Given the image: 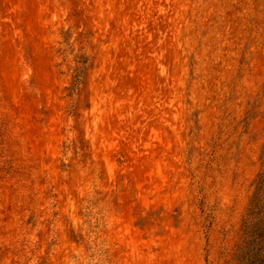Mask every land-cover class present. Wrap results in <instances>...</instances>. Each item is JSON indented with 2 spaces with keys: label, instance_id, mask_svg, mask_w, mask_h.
<instances>
[{
  "label": "rangeland",
  "instance_id": "obj_1",
  "mask_svg": "<svg viewBox=\"0 0 264 264\" xmlns=\"http://www.w3.org/2000/svg\"><path fill=\"white\" fill-rule=\"evenodd\" d=\"M69 28L74 54L94 46L86 164ZM0 130L34 180L0 171V264H235L264 167V0H0Z\"/></svg>",
  "mask_w": 264,
  "mask_h": 264
},
{
  "label": "trees",
  "instance_id": "obj_2",
  "mask_svg": "<svg viewBox=\"0 0 264 264\" xmlns=\"http://www.w3.org/2000/svg\"><path fill=\"white\" fill-rule=\"evenodd\" d=\"M71 31V28L61 31L56 54L62 58L63 62L72 56L71 82L65 89L66 97L71 98L68 115L74 122L72 128L75 140L74 148L81 163L86 164L88 160L87 145L79 127L78 111L81 103H84V108L88 109L89 107L88 78L95 62V55L92 53L94 46L88 40L89 32L79 33L76 40L80 49L77 54H74V48L70 42ZM81 37L84 39L82 40ZM1 134L0 130V171L10 180H14L16 185H20L21 189H28L31 193L30 188L34 183V180H30L32 167L16 163L9 147L10 144H8L9 139ZM262 163L264 165V159H262ZM27 181H29V185ZM28 197L29 195L26 196V199ZM138 222L135 226H141L142 219H139ZM240 231V242L234 250L232 261L235 264H264V167L252 182V192L241 219Z\"/></svg>",
  "mask_w": 264,
  "mask_h": 264
}]
</instances>
